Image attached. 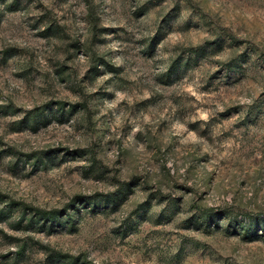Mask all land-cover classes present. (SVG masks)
I'll return each mask as SVG.
<instances>
[{
	"label": "rangeland",
	"instance_id": "374dc122",
	"mask_svg": "<svg viewBox=\"0 0 264 264\" xmlns=\"http://www.w3.org/2000/svg\"><path fill=\"white\" fill-rule=\"evenodd\" d=\"M0 193V264H264V0H0Z\"/></svg>",
	"mask_w": 264,
	"mask_h": 264
},
{
	"label": "trees",
	"instance_id": "16d2710c",
	"mask_svg": "<svg viewBox=\"0 0 264 264\" xmlns=\"http://www.w3.org/2000/svg\"><path fill=\"white\" fill-rule=\"evenodd\" d=\"M0 195H1V193H0ZM38 209H40V208H38ZM39 211H42L43 213H45V214H57L58 212H59V209H51V210H39Z\"/></svg>",
	"mask_w": 264,
	"mask_h": 264
}]
</instances>
